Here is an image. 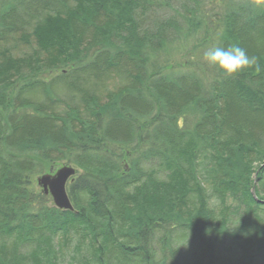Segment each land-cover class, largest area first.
<instances>
[{
	"label": "trees",
	"instance_id": "trees-1",
	"mask_svg": "<svg viewBox=\"0 0 264 264\" xmlns=\"http://www.w3.org/2000/svg\"><path fill=\"white\" fill-rule=\"evenodd\" d=\"M200 1L2 6L0 264H264V4L204 38L252 69L147 67L196 34ZM38 159L78 169L72 212L36 190Z\"/></svg>",
	"mask_w": 264,
	"mask_h": 264
},
{
	"label": "rangeland",
	"instance_id": "rangeland-1",
	"mask_svg": "<svg viewBox=\"0 0 264 264\" xmlns=\"http://www.w3.org/2000/svg\"><path fill=\"white\" fill-rule=\"evenodd\" d=\"M239 1L241 0H201L199 7L197 8V13L199 14L197 17L199 23L197 30L188 31L186 24L182 26V33L196 34L181 38L182 40L178 44L174 47H169L168 45L166 50L162 51V49H160L156 51H148V71L155 75L154 73L157 71H161L162 73H175L189 70L190 72L198 74L201 78L208 75L206 71L209 65L202 60V51L205 48L212 46V44L206 46L207 44L204 42V38L207 36L212 40L213 35L217 37L215 33H223L225 29L224 22L222 21L221 23H218L217 20L220 17L223 19L226 10L231 7L230 5H235ZM17 2L18 0H0V12L2 6L5 7L7 3L14 4ZM172 6L173 10L177 9L175 4H172ZM28 157L33 158L32 156ZM38 166H40V168H38ZM61 166H71L76 169L73 164H67L65 161L53 163L46 162V164H44L38 159L35 167L41 172L31 174L36 190L42 192L41 187L36 183L38 177L47 173H53ZM77 170L78 169H76V171ZM46 197L50 199L49 196L46 195ZM68 249L71 250V248ZM64 262H66V259Z\"/></svg>",
	"mask_w": 264,
	"mask_h": 264
},
{
	"label": "clouds",
	"instance_id": "clouds-1",
	"mask_svg": "<svg viewBox=\"0 0 264 264\" xmlns=\"http://www.w3.org/2000/svg\"><path fill=\"white\" fill-rule=\"evenodd\" d=\"M257 5L264 4V0H255ZM202 60L214 67L226 78H234L239 74L252 69L256 65L255 57H251L238 45L224 48L209 46L202 51ZM259 71L258 68H256Z\"/></svg>",
	"mask_w": 264,
	"mask_h": 264
},
{
	"label": "water",
	"instance_id": "water-1",
	"mask_svg": "<svg viewBox=\"0 0 264 264\" xmlns=\"http://www.w3.org/2000/svg\"><path fill=\"white\" fill-rule=\"evenodd\" d=\"M75 174V170L71 167L64 166L58 169L53 175H42L37 179V184L42 188L44 195H50L54 206L61 210H72V205L66 193V184ZM253 197L254 191L252 192ZM264 203V202H260Z\"/></svg>",
	"mask_w": 264,
	"mask_h": 264
}]
</instances>
